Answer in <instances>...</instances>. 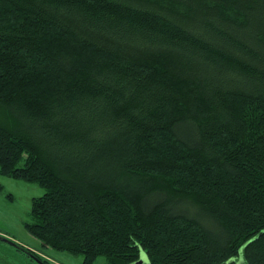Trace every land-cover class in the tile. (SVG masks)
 Wrapping results in <instances>:
<instances>
[{
  "label": "trees",
  "instance_id": "obj_1",
  "mask_svg": "<svg viewBox=\"0 0 264 264\" xmlns=\"http://www.w3.org/2000/svg\"><path fill=\"white\" fill-rule=\"evenodd\" d=\"M0 173L83 264H264V0H0Z\"/></svg>",
  "mask_w": 264,
  "mask_h": 264
},
{
  "label": "rangeland",
  "instance_id": "obj_2",
  "mask_svg": "<svg viewBox=\"0 0 264 264\" xmlns=\"http://www.w3.org/2000/svg\"><path fill=\"white\" fill-rule=\"evenodd\" d=\"M45 193L35 182L0 173V264H83L82 254L47 247L26 228L33 220V198ZM142 255L147 258L144 252ZM104 262L99 257L95 264Z\"/></svg>",
  "mask_w": 264,
  "mask_h": 264
},
{
  "label": "water",
  "instance_id": "obj_3",
  "mask_svg": "<svg viewBox=\"0 0 264 264\" xmlns=\"http://www.w3.org/2000/svg\"><path fill=\"white\" fill-rule=\"evenodd\" d=\"M133 264H149V260L141 255L140 259Z\"/></svg>",
  "mask_w": 264,
  "mask_h": 264
}]
</instances>
